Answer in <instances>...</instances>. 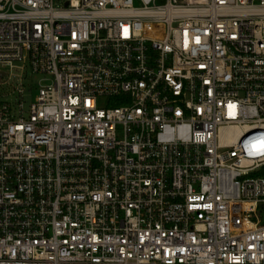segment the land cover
Here are the masks:
<instances>
[{
    "label": "built area",
    "instance_id": "1",
    "mask_svg": "<svg viewBox=\"0 0 264 264\" xmlns=\"http://www.w3.org/2000/svg\"><path fill=\"white\" fill-rule=\"evenodd\" d=\"M64 6L0 0V264H264V0Z\"/></svg>",
    "mask_w": 264,
    "mask_h": 264
},
{
    "label": "rangeland",
    "instance_id": "2",
    "mask_svg": "<svg viewBox=\"0 0 264 264\" xmlns=\"http://www.w3.org/2000/svg\"><path fill=\"white\" fill-rule=\"evenodd\" d=\"M70 0H53V5L56 10H64V4ZM162 1H159L161 4ZM21 64H15L14 68L8 69L4 68L7 72L6 78L4 79L8 85L1 86L3 80H0V98L6 101L15 102L18 100V94L16 90L22 89V83L24 87H33L38 78L31 76L28 70L22 71ZM3 69V67H0ZM21 85V86H20ZM36 93L31 92L29 96H25L24 99L27 100V103H31ZM100 106L102 107L105 103L104 99L99 100Z\"/></svg>",
    "mask_w": 264,
    "mask_h": 264
}]
</instances>
